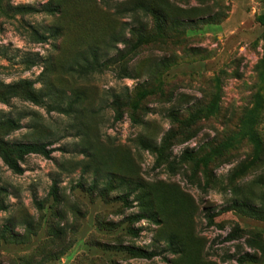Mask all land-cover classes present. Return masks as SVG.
Listing matches in <instances>:
<instances>
[{
  "label": "rangeland",
  "instance_id": "1",
  "mask_svg": "<svg viewBox=\"0 0 264 264\" xmlns=\"http://www.w3.org/2000/svg\"><path fill=\"white\" fill-rule=\"evenodd\" d=\"M26 80L0 148L50 153L0 157V264H264V0H0Z\"/></svg>",
  "mask_w": 264,
  "mask_h": 264
},
{
  "label": "trees",
  "instance_id": "2",
  "mask_svg": "<svg viewBox=\"0 0 264 264\" xmlns=\"http://www.w3.org/2000/svg\"><path fill=\"white\" fill-rule=\"evenodd\" d=\"M17 9L27 11V12H36V11H43L46 13H54L57 11L56 8H52L48 4H43L41 8H35L33 6L28 5H20L17 6ZM144 11L146 13H150L152 15H155L156 12L148 6H145ZM160 13V12H159ZM56 32L55 28H48L45 32H38L34 30L31 32V35L37 40V42H45L50 35H53ZM28 63V66H32L36 63L35 60H30ZM121 72H123L124 76L129 75L128 68H125V66H122ZM35 89L32 87V84L29 83V81H23L21 83H14V84H8L3 85L0 84V101L3 103L8 102V99L11 97H22L23 99H27L30 101L37 102V94L34 93ZM116 118H120L119 112H117ZM11 122L14 125H17V122H14L11 120ZM50 153V149L47 148L46 144L44 142H24V143H16L13 145H10L8 147H2L0 148V157L4 164L14 173H20L21 167L19 165V161L23 160L24 156L28 154H40L42 156L47 157ZM112 179H107L108 186L112 185ZM144 211V210H143ZM148 212L145 210L144 212H140L137 214H134L132 217L135 220H139L140 218H146L148 217ZM131 254H134L139 257L143 258H151L155 254L154 251L150 250H144L139 247H131L127 249Z\"/></svg>",
  "mask_w": 264,
  "mask_h": 264
}]
</instances>
